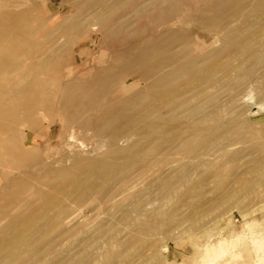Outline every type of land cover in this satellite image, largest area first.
<instances>
[{
    "label": "rangeland",
    "instance_id": "obj_1",
    "mask_svg": "<svg viewBox=\"0 0 264 264\" xmlns=\"http://www.w3.org/2000/svg\"><path fill=\"white\" fill-rule=\"evenodd\" d=\"M209 1L188 0L163 25L151 18L161 0H116L110 11L130 26L115 35L97 20L114 0H0L1 21L36 22L33 46L0 48L7 76L16 52L54 44L90 75L126 48L125 34L139 41L169 27L189 38L175 49L203 58L127 113L138 121L115 140L15 111L25 117L0 140V264H264V0L237 6L222 29L191 22ZM132 86L127 95L144 84Z\"/></svg>",
    "mask_w": 264,
    "mask_h": 264
},
{
    "label": "bare ground",
    "instance_id": "obj_2",
    "mask_svg": "<svg viewBox=\"0 0 264 264\" xmlns=\"http://www.w3.org/2000/svg\"><path fill=\"white\" fill-rule=\"evenodd\" d=\"M123 1L125 0H122V2ZM248 1L249 0H210L207 3V7L198 12V16L196 15L195 17L189 18L191 22L198 21L210 27L214 26V29H222L228 14L238 12L237 6L239 7ZM116 4L117 2L114 0L115 6L113 4L106 5L105 11L103 10L104 12L97 16V20L105 23L107 21L113 22L114 25L109 28L111 29L113 27V33L115 35H120L128 30L130 25L125 21L119 20L115 12L112 13ZM187 5L188 0H161V4L154 6L155 11L151 18L158 24L165 23L167 25L178 17V15H182L184 11H186ZM108 10H112V12ZM3 15L6 17L10 14L5 16L3 13ZM15 18L17 19V17ZM147 18L149 19V17ZM12 20L10 18L3 21L0 20V48L2 46L11 47V45L19 46L25 43L33 46L32 41L34 42V38H32V33L35 26L32 23L36 22L24 24V27H22L18 26V20L13 22ZM154 22L153 24H155ZM80 27L81 25H74L75 30H78ZM143 30L144 29H142L143 34L146 33ZM162 30L163 31L159 32L154 30V33L145 37H143V35L141 36L142 40L139 41H133L128 37L129 35L127 36V34H125V37H123L121 41L124 44L126 43V48L123 47L118 52L114 51L116 53L114 55L115 57L112 56L111 59H107L108 57H106L105 65L103 64L102 67L100 66V69L87 70L91 76L85 73L84 75L74 73L78 68L73 65V63H75L73 61L76 60V58L72 50L69 51L67 46L57 47L58 44H54L52 48H42L45 46L43 45L40 47L41 49L36 51L29 49L16 52L15 60L11 65L13 70L12 74L10 73V75L7 76V72H3L2 69L4 68L0 66V73L3 72L0 77V128H7L5 135L1 136L0 140H6L7 142L9 137L13 134L10 129L12 121L23 116L22 114L25 112L29 115L30 111L32 117L30 115V117L28 115L27 117L31 119L40 118L45 120L47 116L64 117V119H70V123H68L70 124L69 127L78 126L79 128L94 126L100 132L106 130L111 132L112 140L118 138L122 133L127 131V128L131 124L138 121L136 116L133 115L128 117L127 113L132 111L135 112V110L142 105V102L151 99L149 97L154 96L156 92L162 91L166 84L175 80L178 76L186 74L192 66L195 67L201 63L203 59L200 57L195 60L187 59L185 54L188 52V47L175 49V43L179 42L183 45L182 43H186L189 40L182 32L174 31L170 27ZM35 33L34 34L37 35V31ZM46 33H42L43 35L41 38L38 37V45L41 46L43 41H45L44 39L50 36V33ZM228 36L230 39V34ZM81 52H83V50H81ZM18 55H22L23 57L19 59ZM80 55L82 54L80 53ZM126 78L128 80L124 82ZM139 82L144 84V87H141L143 90L141 89L142 91L132 92V94L127 95V93H131L134 89L132 85H137ZM169 93L170 92H168V94ZM164 95V98L166 97L167 100L169 96L167 97L166 94ZM118 99H120L119 101L121 103H119L121 106L117 107L114 102ZM154 103L152 101V106L156 108ZM16 110L23 113L20 115L17 112L15 116L17 118L13 119L12 117ZM26 119L25 121H28ZM21 124L20 126L23 125ZM25 125L26 127L28 126L27 124L23 126ZM20 126L19 129L21 131ZM28 128L29 127H27V129ZM24 131L26 132V130ZM0 134L3 135V133ZM18 134L20 136V133ZM28 140L29 139H27V142H29ZM21 142H23V144H28L25 140ZM28 145H30V148L34 147L30 143ZM10 148L12 147L9 145L6 150ZM16 148L17 146L13 147V149ZM6 152L4 153L5 155ZM22 156H24V154ZM13 183L16 184V182ZM8 207H10V205ZM4 213H6V208L0 209V215ZM10 239L11 237L8 239V243L11 242Z\"/></svg>",
    "mask_w": 264,
    "mask_h": 264
}]
</instances>
